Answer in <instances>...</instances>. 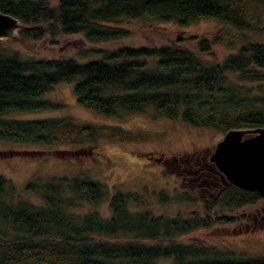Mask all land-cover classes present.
Listing matches in <instances>:
<instances>
[{
	"label": "trees",
	"instance_id": "obj_1",
	"mask_svg": "<svg viewBox=\"0 0 264 264\" xmlns=\"http://www.w3.org/2000/svg\"><path fill=\"white\" fill-rule=\"evenodd\" d=\"M0 13L21 24L19 43L48 38L51 44L58 36L81 34L86 42L99 44L129 37L131 25L186 28L201 20L235 31H264V0H0ZM219 42L217 37L201 38L196 51L209 53ZM100 55L99 60L83 64L70 59H23L9 44H0V142L96 147L101 141L128 143L147 138L146 133L116 125L70 118H8L59 108L42 97L60 83L72 84L77 106L105 119L122 121L149 114L153 120L180 122L222 135L264 129V43L244 40L235 54L219 64L203 62L189 50L171 46L122 47ZM88 151L81 148L76 152ZM8 152H0V159L12 155ZM173 163L178 176L189 185L194 182L195 189L205 194L192 197L183 192L169 199L159 193V203H198L200 216L193 212L189 218L164 217L147 209L133 211L130 204L140 205L136 194L116 193L108 198L106 186L83 173L26 182L23 193L38 198L40 205L36 206L0 177V264H158L160 260L171 264H264V257L181 241L217 225H233L236 220L244 225L232 229L233 233L253 231L259 222L245 211L253 208L260 213L263 224L264 215L258 208L264 198L223 183L204 154L166 162ZM105 202L108 219L96 211L70 213L85 204Z\"/></svg>",
	"mask_w": 264,
	"mask_h": 264
},
{
	"label": "rangeland",
	"instance_id": "obj_2",
	"mask_svg": "<svg viewBox=\"0 0 264 264\" xmlns=\"http://www.w3.org/2000/svg\"><path fill=\"white\" fill-rule=\"evenodd\" d=\"M130 31L131 34L127 38L99 44H90L81 34H74L58 36L51 44L48 38H44L37 42H15L9 45L11 50L23 59H70L79 64L99 60L100 53L122 47L171 46L187 49L203 62L219 64L227 56L235 54L243 46L244 40L264 43V31H235L212 20H201L186 28H178L173 24L131 25ZM213 37H217L220 42L214 44L209 53H197V41ZM42 99L60 107L46 112L11 115L8 118L15 120L70 118L82 123L116 125L130 132L146 133L148 136L144 140L128 143L101 141L96 147L11 146L0 142V152L11 151L8 153L12 154L0 159V177L10 181L22 199L33 205H40L38 198L27 197L23 193L26 182L36 177L42 180L53 176L72 178L83 173L91 180L104 184L108 190V198L116 193L136 194L140 205L137 208L130 204L129 208L133 211L147 209L153 215L180 218H189L193 212L201 215L198 203H159V193H164L169 199L183 192H189L192 197L205 194L202 190L195 189L194 182L189 185L186 178L178 176L180 172L174 163L170 166L166 162L195 153L209 157L215 145L222 139V134L208 129L191 128L180 122L153 120L149 114L131 116L122 121L105 119L77 106L72 84L69 83L58 84ZM81 148L89 151L86 154H78ZM260 207L258 211L261 210V214L264 215L262 212L264 202ZM89 211H96L103 219L110 217L107 202L96 206L85 204L80 210L70 213L81 215ZM245 212H251L250 217L255 216L254 222H259L253 231L233 233L232 229L236 230L244 225V222L236 220L233 225H217L208 231L188 235L181 241L212 246L219 250L228 249L235 255L264 257V230L260 227H264V222L263 224L260 222L261 215L253 208ZM251 218L248 221L250 223ZM158 264H171V261L160 260Z\"/></svg>",
	"mask_w": 264,
	"mask_h": 264
},
{
	"label": "water",
	"instance_id": "obj_3",
	"mask_svg": "<svg viewBox=\"0 0 264 264\" xmlns=\"http://www.w3.org/2000/svg\"><path fill=\"white\" fill-rule=\"evenodd\" d=\"M18 20L0 13V44L18 41ZM223 183L264 198V129L229 131L208 157Z\"/></svg>",
	"mask_w": 264,
	"mask_h": 264
},
{
	"label": "flooded vegetation",
	"instance_id": "obj_4",
	"mask_svg": "<svg viewBox=\"0 0 264 264\" xmlns=\"http://www.w3.org/2000/svg\"><path fill=\"white\" fill-rule=\"evenodd\" d=\"M258 215H260V213H258ZM260 217V216H259ZM261 218V217H260Z\"/></svg>",
	"mask_w": 264,
	"mask_h": 264
}]
</instances>
